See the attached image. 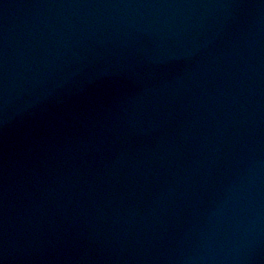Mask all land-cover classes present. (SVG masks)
I'll list each match as a JSON object with an SVG mask.
<instances>
[{
	"label": "water",
	"instance_id": "1",
	"mask_svg": "<svg viewBox=\"0 0 264 264\" xmlns=\"http://www.w3.org/2000/svg\"><path fill=\"white\" fill-rule=\"evenodd\" d=\"M0 264H264V0H0Z\"/></svg>",
	"mask_w": 264,
	"mask_h": 264
}]
</instances>
